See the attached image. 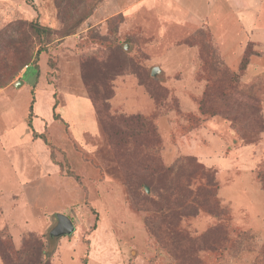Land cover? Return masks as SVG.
Returning <instances> with one entry per match:
<instances>
[{"label": "rangeland", "instance_id": "obj_1", "mask_svg": "<svg viewBox=\"0 0 264 264\" xmlns=\"http://www.w3.org/2000/svg\"><path fill=\"white\" fill-rule=\"evenodd\" d=\"M208 1L0 0L8 264H264V0Z\"/></svg>", "mask_w": 264, "mask_h": 264}, {"label": "crops", "instance_id": "obj_2", "mask_svg": "<svg viewBox=\"0 0 264 264\" xmlns=\"http://www.w3.org/2000/svg\"><path fill=\"white\" fill-rule=\"evenodd\" d=\"M191 1L192 2L190 3V5L192 6V5H196L199 0H191ZM230 1H232L233 6H236V7H239V8H241V5H243L240 0H222V1L221 0H212L210 2L208 1L207 5L220 4V2H222L223 5H225L226 7L229 8L230 7V5H229ZM182 3H183V5H185L184 2H182ZM260 3H261V0H257L255 4H256V6H258ZM179 4H180V2H179ZM186 8H187V6H186ZM242 8L246 9L244 7H242ZM258 11L254 10V12H252L251 10H249V11H246V12L244 11L245 13L243 12L244 16H242L241 19H238V21H237L238 24L242 25V29L240 31H242L244 29L245 31H248L250 33V35L251 34H257V36H261L262 34H264V25L258 24V16H259V12ZM243 24L246 25L247 27H244ZM240 31L233 30V31L230 32L231 34L228 35V34L223 33V35L220 36V37L223 38V37L227 36V38H232L234 40L235 39H239L240 40L242 38V35L240 33L239 34L237 33V32H240ZM243 36L246 37L247 35L245 34ZM234 43L236 44V41ZM74 99H77V98H74ZM83 99L84 98H81L82 102L79 103V101H78L77 104H83L84 105L85 103H84ZM72 104H73V101H72ZM91 105H92V103H91ZM92 108H93V105H92ZM89 114H90V119H88L89 120V124L88 125H89L90 128L93 129L94 125L91 123V118L95 119V114H94V116L91 113H89ZM52 118H53V112H52Z\"/></svg>", "mask_w": 264, "mask_h": 264}, {"label": "water", "instance_id": "obj_3", "mask_svg": "<svg viewBox=\"0 0 264 264\" xmlns=\"http://www.w3.org/2000/svg\"><path fill=\"white\" fill-rule=\"evenodd\" d=\"M158 72L157 67H153L151 69V75L156 76ZM21 81H17L15 85H18ZM56 219V224L55 226L49 231V236L50 237H60V236H68L73 233L75 229V225L70 217L63 213H55L54 215Z\"/></svg>", "mask_w": 264, "mask_h": 264}, {"label": "trees", "instance_id": "obj_4", "mask_svg": "<svg viewBox=\"0 0 264 264\" xmlns=\"http://www.w3.org/2000/svg\"><path fill=\"white\" fill-rule=\"evenodd\" d=\"M34 30L35 31H37V32H43V31H48V29H46V28H43V27H41V26H37V25H35L34 26ZM55 108V105L53 106V109ZM31 112H32V105H30V113L29 114H31ZM60 116H58V114H56V113H54V111H53V119H62L61 117L59 118ZM127 119H130V120H136L137 122L138 121H140V122H147V120L146 119H143V118H141V117H139V116H135V117H130V118H127ZM126 122H127V120H125ZM128 123V122H127ZM128 124H130V123H128ZM29 126L31 127V125H30V123H29ZM33 136L35 137V138H41V139H43L44 140V136H43V134L42 133H40V134H38V133H36V132H33ZM44 142H45V140H44ZM46 143V142H45ZM5 246H7V247H9L7 244L5 245ZM1 256V258H2V261H3V263L4 264H8V260H7V258H6V256L4 255V256H2V255H0Z\"/></svg>", "mask_w": 264, "mask_h": 264}]
</instances>
